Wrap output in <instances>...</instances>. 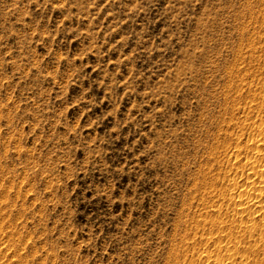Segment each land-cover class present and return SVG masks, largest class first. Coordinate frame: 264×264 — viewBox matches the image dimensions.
<instances>
[{
  "label": "rangeland",
  "instance_id": "obj_1",
  "mask_svg": "<svg viewBox=\"0 0 264 264\" xmlns=\"http://www.w3.org/2000/svg\"><path fill=\"white\" fill-rule=\"evenodd\" d=\"M263 75L264 0H0V264L169 263Z\"/></svg>",
  "mask_w": 264,
  "mask_h": 264
},
{
  "label": "bare ground",
  "instance_id": "obj_2",
  "mask_svg": "<svg viewBox=\"0 0 264 264\" xmlns=\"http://www.w3.org/2000/svg\"><path fill=\"white\" fill-rule=\"evenodd\" d=\"M261 85L264 87V82ZM254 94L256 93L254 92ZM259 102L260 101H257L255 103L256 106L260 105ZM261 104H263V102ZM260 106L262 107L264 105ZM250 107L251 105L249 108ZM261 107H259L260 110ZM247 115L250 116L249 114ZM246 127V129L249 127L250 132H252L251 136L249 135L250 137L248 136L244 142L241 141L242 138L240 139L239 136L236 138H239L240 140H238V143H236L233 151L229 154L230 157L234 158L233 164L231 162L233 166H230L234 169V172L231 168V171L227 168L230 173L233 172V175L229 174L228 179L224 178V180L227 181V189L225 188L226 192L224 194L222 193V197H220L221 195H218L220 203L218 204L219 200L214 199L215 201H212V204H210L207 208L204 206L206 209L204 210L203 208L204 211L199 214L200 219H196L197 222L195 229H198L196 233L199 235L194 234L193 237H186L187 240L184 242V249L181 250V253L177 251L176 248H173L174 250H171V261H169V259V263L167 264H264V116L261 117L260 115L259 117L253 119V121H247ZM229 148L228 151L230 150ZM227 152L225 155L228 154ZM210 155H212V153ZM222 156L224 155L222 154ZM229 158H227V160ZM216 162L218 164L219 161ZM220 165L221 163L218 164L219 168ZM222 166L223 165H221V168H224ZM221 171L219 172L221 173ZM221 198L224 199L223 202H225L226 205V209L223 210H221V206L224 207L221 203L223 200H221ZM224 210H226V213H224L225 216L222 215ZM208 223H210V226H208ZM1 254H4L2 253V250H0V255ZM4 257L5 256L3 255L2 258L4 259Z\"/></svg>",
  "mask_w": 264,
  "mask_h": 264
}]
</instances>
